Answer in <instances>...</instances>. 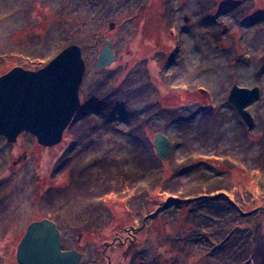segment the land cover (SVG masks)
<instances>
[{"label":"rangeland","instance_id":"1","mask_svg":"<svg viewBox=\"0 0 264 264\" xmlns=\"http://www.w3.org/2000/svg\"><path fill=\"white\" fill-rule=\"evenodd\" d=\"M70 43L85 70L61 140L0 135V264L42 217L77 264H264V0H0V73ZM233 84L260 89L251 127ZM219 187L244 214L222 193L176 201Z\"/></svg>","mask_w":264,"mask_h":264},{"label":"water","instance_id":"2","mask_svg":"<svg viewBox=\"0 0 264 264\" xmlns=\"http://www.w3.org/2000/svg\"><path fill=\"white\" fill-rule=\"evenodd\" d=\"M109 22V28L114 26ZM112 37L104 40L96 57V67L109 65L116 56L110 47ZM85 70L81 47L70 43L37 69L13 66L0 75V135L13 142L22 131L36 137L38 143L52 145L62 138L65 126L79 106L78 88ZM258 86L233 84L227 100L236 107L247 126L253 123L246 104L259 96ZM157 155L165 159L169 138L157 132L153 138ZM26 156L24 151L15 162ZM19 264H77L80 252L61 247L56 222L42 217L28 223L16 247Z\"/></svg>","mask_w":264,"mask_h":264},{"label":"trees","instance_id":"3","mask_svg":"<svg viewBox=\"0 0 264 264\" xmlns=\"http://www.w3.org/2000/svg\"><path fill=\"white\" fill-rule=\"evenodd\" d=\"M133 137L134 138H136L137 140H141V137L140 136H138V135H133ZM221 188H223V187H219V188H214L215 190H204V191H202L200 194H196L194 197L193 196H188V197H183L184 199H186L187 198V200H176L178 203H181V202H186V203H193V202H196L197 200H205V199H210V197L211 196H214V195H217L218 193L219 194H223L224 195V198L226 199V201H228V203L230 204V205H232L233 207H234V209H236L240 214L242 213V214H244L245 212H242V210H241V205H238L237 203L235 204V203H233V204H231V201H230V198H232L233 196H235V200H237V196L235 195V193L234 192H232L231 190H228V189H226L227 190V192H222V191H220L221 190ZM213 193V194H210V193ZM209 196V197H208ZM199 198V199H198ZM216 200H220V198H218V197H216L215 198ZM206 201V200H205ZM238 203H239V201H237ZM180 205V204H179ZM241 214V215H242ZM52 219V218H51ZM253 228V230H254V227H252ZM256 231V230H255ZM254 232V231H253ZM253 243H255L253 240H252V242H251V244H250V246L251 247H249V249L250 248H252V245H253ZM215 246V245H214Z\"/></svg>","mask_w":264,"mask_h":264},{"label":"flooded vegetation","instance_id":"4","mask_svg":"<svg viewBox=\"0 0 264 264\" xmlns=\"http://www.w3.org/2000/svg\"><path fill=\"white\" fill-rule=\"evenodd\" d=\"M1 74H2V73H0V75H1ZM19 134H20V133H19ZM19 134H18V135H19ZM117 238H118V237H117ZM124 241H125V240H122L121 242H124Z\"/></svg>","mask_w":264,"mask_h":264}]
</instances>
